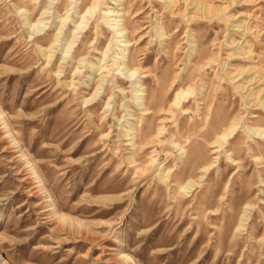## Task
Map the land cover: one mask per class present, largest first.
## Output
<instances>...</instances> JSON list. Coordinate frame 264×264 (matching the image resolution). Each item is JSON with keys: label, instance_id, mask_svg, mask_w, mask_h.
Masks as SVG:
<instances>
[{"label": "rangeland", "instance_id": "374dc122", "mask_svg": "<svg viewBox=\"0 0 264 264\" xmlns=\"http://www.w3.org/2000/svg\"><path fill=\"white\" fill-rule=\"evenodd\" d=\"M250 128L264 0H0V264H264Z\"/></svg>", "mask_w": 264, "mask_h": 264}, {"label": "bare ground", "instance_id": "6f19581e", "mask_svg": "<svg viewBox=\"0 0 264 264\" xmlns=\"http://www.w3.org/2000/svg\"><path fill=\"white\" fill-rule=\"evenodd\" d=\"M184 94H186L185 92H181V93H177L176 94V97H175V99H174V101H173V105L172 106H177L178 105V103H179V100H180V98L182 97V95H184ZM187 95V94H186ZM166 106H162V115H165L166 114V112L165 111H169V113L171 114L172 113V108H171V106H169L167 109L165 108ZM169 115V114H168ZM254 118H256V117H254ZM234 125V124H233ZM237 128L238 127H236V126H232L231 125V127L227 130V131H225V133L221 136V139L222 140H224V141H226L227 140V138L229 137V136H231L232 134H234V132L237 130ZM250 131L254 134V135H256V136H258V137H264V130H254V129H252V128H250ZM232 159V158H231ZM230 159V160H231Z\"/></svg>", "mask_w": 264, "mask_h": 264}]
</instances>
